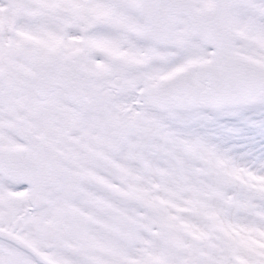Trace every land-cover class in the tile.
<instances>
[{
  "label": "snow or ice",
  "instance_id": "6c2138e0",
  "mask_svg": "<svg viewBox=\"0 0 264 264\" xmlns=\"http://www.w3.org/2000/svg\"><path fill=\"white\" fill-rule=\"evenodd\" d=\"M0 264H264V0H0Z\"/></svg>",
  "mask_w": 264,
  "mask_h": 264
}]
</instances>
